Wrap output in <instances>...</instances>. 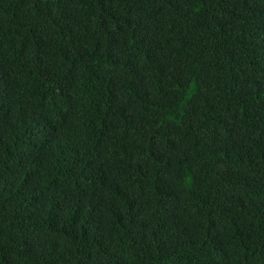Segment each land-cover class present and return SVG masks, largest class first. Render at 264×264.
I'll return each instance as SVG.
<instances>
[{"label": "trees", "instance_id": "obj_1", "mask_svg": "<svg viewBox=\"0 0 264 264\" xmlns=\"http://www.w3.org/2000/svg\"><path fill=\"white\" fill-rule=\"evenodd\" d=\"M92 1L0 0V51L12 59L11 51L21 45L46 47V70L57 67L65 73L95 75L98 92L88 118L127 116L130 138L143 148L138 168L112 176L109 189L92 199L98 174L79 162L70 178L80 176L71 196L78 205L69 211L44 198L34 180L25 179L23 187L2 193L0 264H56L55 254L64 264H173L168 263L169 254L176 261L184 260L199 246L215 242L229 264H258L249 238L257 221L256 209L249 204L248 193L256 190L249 174L264 172V136L256 137L254 143L255 128L235 127L248 112L264 110V45L249 32L253 26L247 22L264 20V0H212L223 25L208 27L196 40L189 25L179 19L180 12L194 8L196 0H102L95 11ZM240 11L246 16L237 21ZM102 44L108 67L99 66L92 52ZM184 55L189 60L179 61ZM66 77L75 83L69 74L49 82H68ZM213 80L225 81L233 95L200 102L185 98L188 84ZM35 85L33 81L15 90L13 85L11 91L0 88V151L9 156L14 149L26 156L19 150L22 118L30 113L41 117L42 112L31 105ZM87 95L91 97V92ZM227 119L231 122L224 134ZM234 129L243 142L226 152L222 141ZM201 167H206L208 175L202 177L203 188L195 178V169ZM235 178L244 185L243 193L238 194L237 209L227 213L221 207L230 201L225 181L232 185ZM167 188L191 207L201 204L221 216L207 220L200 232L179 231L167 258L159 259L142 246L141 234L176 217L156 211L141 228L135 217L146 196H150V209L163 208L161 196ZM82 197L86 199L79 204ZM215 197L219 200L214 201ZM98 217L128 234L126 241L108 248L79 230ZM31 240H45V246Z\"/></svg>", "mask_w": 264, "mask_h": 264}, {"label": "clouds", "instance_id": "obj_2", "mask_svg": "<svg viewBox=\"0 0 264 264\" xmlns=\"http://www.w3.org/2000/svg\"><path fill=\"white\" fill-rule=\"evenodd\" d=\"M101 1H92L91 6L94 11L101 8L103 5ZM211 2L212 0H196L194 8L180 12L179 19L189 25L192 38L195 40L208 27L223 25L217 19L215 15L217 11ZM244 16H246L245 12H237L236 20H241ZM247 22L253 26L249 32L256 37V41L264 45V20L249 21L248 19ZM81 31L80 26L79 34ZM45 48L22 47L21 45V48L11 51L13 55L15 54L12 59L7 57L8 52L0 51V88L11 91L13 85H15L13 88L15 90L17 86L23 87L35 81L31 105L33 110L42 112L41 117L32 113L28 114L18 125L19 137L22 138L19 150L26 154L25 157L17 155L15 149L14 154L10 153L13 157L0 151V202H2V193L17 190L21 185L23 187L24 180L27 179L37 182L43 190L44 198L56 202L64 210L69 211L78 205L74 204L71 196L79 187L80 176L74 180L70 178L72 173H77L74 169L79 162L83 161L86 164L87 171L92 170L98 174L90 198L99 199L101 194L107 191V188L109 189V180L112 176L138 168L143 148L140 143L130 138L128 128L125 127L128 123L127 116L119 114L115 118H110L107 114L99 120L88 118V113L96 101L95 94L98 92L95 75L79 74L73 70L71 71L74 74L65 73L57 67H54L52 71L46 70L48 51H44ZM100 48L91 51L99 66L108 67L110 65L102 58L103 44ZM187 60H189L187 55L179 59L181 62ZM66 74L75 79L74 84L70 82V77H66L68 82L62 80L56 85L49 82L54 76ZM202 82L188 84L185 88V98L190 96L192 101L200 102L234 93L223 80H213L205 84ZM39 88L41 92L35 94ZM88 92H91V97H88ZM224 122H226L225 134L231 121L227 119ZM235 128L248 130L255 128V143L256 137L264 136V110L248 112L240 120V125ZM224 137L222 147H225L226 152L238 149L243 142V137L236 129L232 133L228 132ZM210 146L213 148L212 145ZM204 150L207 152L205 146ZM14 161L17 163L16 166H14ZM216 162L217 157L215 156L214 163ZM205 168L195 169V178L198 179L202 188L204 186H202V177L203 179L208 177L205 174L207 172ZM249 177L256 185V190L248 193V202L256 209L253 211V218H257L253 226V236L249 238L255 246L258 264H264V172L255 176L249 174ZM235 179L232 180V185L225 181V188L229 187L230 201L225 206H221V201L219 202L224 209L222 211H227V213L237 209L238 194L243 193L244 185ZM167 189L168 191L163 192L161 196V202H164L163 208L158 206L150 209L147 203L150 196H146L135 217L137 228L145 226L151 213L156 211L176 217L165 223L156 224L152 229L141 234L142 246L147 250L151 249L150 252L156 253L159 259L167 258L165 254H169V247L178 241L179 231L196 229L200 232L207 220L211 221L214 217L221 216L211 214L212 212L201 204H194L191 207L188 204L189 201H182L174 195L175 190ZM233 190L236 194L231 192ZM85 199L86 197H82L79 204ZM218 200L215 197L214 201ZM167 203H172V207L165 206ZM84 225L87 227L79 230L85 231L91 241L95 239L97 242L108 244L106 246L108 248L124 243L128 235L124 231L119 232V227L112 226L101 217ZM45 242V240H31L30 243L45 246ZM169 243L171 244L167 246ZM169 255L172 259L168 258V263L173 261V264H229L220 256L223 254L219 252L217 242L199 246L189 258L184 260L176 261V257ZM52 258L56 264H64L60 255H52Z\"/></svg>", "mask_w": 264, "mask_h": 264}]
</instances>
